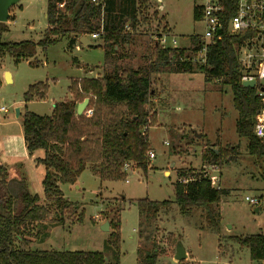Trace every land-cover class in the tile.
<instances>
[{"label":"rangeland","instance_id":"rangeland-1","mask_svg":"<svg viewBox=\"0 0 264 264\" xmlns=\"http://www.w3.org/2000/svg\"><path fill=\"white\" fill-rule=\"evenodd\" d=\"M195 5L196 0H148V18L138 29L134 42L123 47V62L134 68L143 64L151 47L152 33L170 34L176 39L175 43L169 40L170 45L189 47L192 38L203 35L205 29L204 23L194 18ZM47 6L48 0H21L11 7L13 18L10 16L9 31L3 34V39L39 42L48 27ZM69 38V35L63 37L46 50L38 47L31 63L26 60L16 63L9 56L1 59L0 107L8 111L0 110V145L7 144L13 152L18 150L10 140L23 137L26 110L50 115L54 102L64 100L69 94L71 79L102 76L105 67L109 68L104 66L102 46L70 48ZM87 69L93 72L86 73ZM7 71L13 78L10 83L5 80ZM37 82L49 85L46 98L26 103L25 91ZM156 87L159 102L155 104L152 99L149 108L153 113L156 108L158 119L154 121L151 117V125L146 129L149 151H154L156 158L149 160L147 170L131 167L132 172H126L125 180L102 181L87 169L76 185H61L65 198L76 207L65 216L63 228L51 233L46 240L48 244L36 247V241H41L38 238L32 247L101 251L112 264H139L156 247L160 252L157 264H256L249 248L234 237L264 234V180L259 168L264 167V158L256 160L250 155L247 140L237 133L238 111L231 89L219 79L206 81L199 70L160 74ZM210 147L227 149L229 155L221 163L207 164L202 155ZM26 152L27 161L22 168L31 181L29 191L44 198L45 167L30 162L32 155ZM35 155L40 157L43 152L39 150ZM181 168L206 170L213 178V186L227 191L216 206L219 233L207 226L202 208L181 213L174 191ZM247 196L258 197L261 203L251 206ZM144 198L171 200L173 204L158 216L144 220L136 205ZM118 217L120 251L108 246L111 224L109 231L101 228L104 222ZM178 239L187 252V258L182 261L174 257L178 243L174 245L173 241Z\"/></svg>","mask_w":264,"mask_h":264},{"label":"trees","instance_id":"trees-1","mask_svg":"<svg viewBox=\"0 0 264 264\" xmlns=\"http://www.w3.org/2000/svg\"><path fill=\"white\" fill-rule=\"evenodd\" d=\"M148 9V0H48V28L39 42L5 41L3 34L9 31L8 22H0V61L6 56L16 63L33 59L38 47L46 50L67 35L72 48L81 36L102 30L104 64L109 66L102 76L72 79L69 86L72 97L56 102L50 115L25 111L23 136L26 149L31 155L39 150L43 152L35 161L45 167V197L33 195L24 179L11 178L8 169L0 165V264H112L101 251L41 250L31 244L38 238L44 240L40 238L41 230L48 225L64 226L65 216L76 207L65 198L61 185H76L87 169L102 181L125 180L127 163L134 170H147L150 143L146 129L151 125V117L154 121L157 118L149 105L157 95L160 74L199 70L206 81H222L233 93L239 137L247 140L250 155L256 160L264 158V139L254 134L261 99L255 87L242 84V67L238 61L239 50L248 33L215 39L208 47L206 64L186 60L201 48L200 39L195 36L188 50L151 45L146 61L134 68L123 62V47L134 42L138 29L148 18ZM200 17L201 13L195 8V20ZM127 25L130 30H126ZM181 58L185 60L181 61ZM48 88L44 82L30 85L24 93V101L45 99ZM87 97L92 115H78L77 105ZM227 154V149L210 147L203 153L202 160L207 164H218ZM259 168L264 180V167ZM179 170L174 191L181 213L189 214L202 208L207 226L219 233L220 217L216 206L227 191L214 187L213 180L204 171ZM172 204L171 200L149 198L136 202L144 220L158 216ZM82 216L80 213L79 219ZM110 224L113 230L108 246L120 251L121 220L119 217L112 219ZM234 239L249 248L253 261L264 262L263 233ZM178 241L174 240V245ZM159 257L156 247L139 264H157Z\"/></svg>","mask_w":264,"mask_h":264},{"label":"built area","instance_id":"built-area-1","mask_svg":"<svg viewBox=\"0 0 264 264\" xmlns=\"http://www.w3.org/2000/svg\"><path fill=\"white\" fill-rule=\"evenodd\" d=\"M96 1V0H93ZM59 6H63L60 4ZM195 8L201 13L200 20L204 23L203 35L197 36L200 39L201 48L191 54L186 60L192 63L206 64L208 57V47L217 38L224 35H239L248 33L242 44L238 61L242 67V84L246 81H256L255 88L257 95L261 99V105L257 111L254 124V134L260 139H264V0H196ZM126 30H130L129 25ZM250 32V34H249ZM92 40H101L103 31L94 32L87 35ZM169 40L175 43L176 39L170 34L157 32L151 34V44H159L165 48H185L170 45ZM184 61V58L180 59ZM1 111H8L5 107H0ZM87 116L92 115V109H86ZM148 160L156 158L154 151H148ZM124 170L132 172L131 165L125 164ZM205 174L212 180L208 171ZM186 183L188 180H183ZM246 201L251 206L261 203L258 197H246Z\"/></svg>","mask_w":264,"mask_h":264},{"label":"crops","instance_id":"crops-1","mask_svg":"<svg viewBox=\"0 0 264 264\" xmlns=\"http://www.w3.org/2000/svg\"><path fill=\"white\" fill-rule=\"evenodd\" d=\"M12 17V15H11ZM10 20V19H9ZM8 26H9V21H8ZM48 28V27H47ZM80 38L75 42V45L72 47V48H75V47H78V46H81L82 47V44L80 43ZM95 41V40H93ZM98 42H101V40H96ZM102 43V42H101ZM102 45V44H101ZM100 45V46H101ZM125 45H128V44H125ZM124 45V46H125ZM152 45V44H151ZM84 46V45H83ZM87 47V46H86ZM89 47V46H88ZM97 47V46H95ZM93 48V47H91ZM28 62L31 63L32 59L30 60H26ZM106 66V65H104ZM105 69H107V67H105ZM93 71H90V70H86V73H91ZM85 76H90V77H98V76H92V75H85ZM84 76V77H85ZM72 80V79H71ZM13 81V78L11 76V81ZM8 82V81H6ZM32 85V84H31ZM69 94L66 96V98L64 100H66L67 98H70L71 96V92L70 90L68 91ZM70 95V96H69ZM63 101V100H62ZM153 101L155 104H157L159 102V99L158 97H154L153 98ZM57 101L54 102V105ZM59 102V101H58ZM54 107V106H53ZM53 111V109H52ZM155 112H156V117L158 119V113L156 111V108H155ZM52 113V112H51ZM21 138V141L19 138ZM12 143H13V146L14 148L17 147L18 150H15L14 152L11 151V149L9 148V146L7 144H5L4 146L0 145V165H3L5 166L8 171H9V174H13L12 177L14 178H19V179H24L26 182H27V185H28V188H29V184L31 183L30 179L26 176V174L24 173L23 171V168H22V165H23V162L27 161V150H26V146H25V141H24V136L23 137H20V136H17V137H14L13 139L10 140ZM37 156L34 154L32 155L31 159L29 160L30 162L32 163H36L35 161V158ZM22 162V164H20L19 162ZM39 165V164H38ZM79 186V185H78ZM77 186V188H78ZM98 218V217H96ZM48 224V223H47ZM46 224V225H47ZM62 226H57V225H48L46 228H43L41 230V235H40V238L44 239L43 241H36L37 245L36 247L38 246H42L44 244H48L49 241H46L49 239L50 235L52 232H55L56 230H59L58 228H61ZM63 228V227H62ZM52 237V236H51ZM51 240V239H50ZM31 246H34L33 244H31ZM256 264H260L258 262H256ZM264 264V262L262 263Z\"/></svg>","mask_w":264,"mask_h":264},{"label":"water","instance_id":"water-1","mask_svg":"<svg viewBox=\"0 0 264 264\" xmlns=\"http://www.w3.org/2000/svg\"><path fill=\"white\" fill-rule=\"evenodd\" d=\"M21 0H0V22H8L10 19V9L11 7L17 5ZM80 43L84 46L95 47L100 46L102 43L98 41H93L87 35H83L80 37ZM5 80L11 81V74L7 71L5 73ZM244 86L254 88L256 86V81H246L243 83ZM90 103V98H85L82 102L77 105V114L82 115L85 113L86 109L88 108ZM17 115H20V109L17 108ZM218 152V151H217ZM102 230L109 231L110 229V222L106 221L101 226ZM175 260L182 261L183 259L187 258V252L183 245L178 242L175 254Z\"/></svg>","mask_w":264,"mask_h":264}]
</instances>
